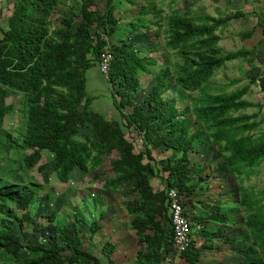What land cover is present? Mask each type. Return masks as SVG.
<instances>
[{"label": "trees", "instance_id": "obj_1", "mask_svg": "<svg viewBox=\"0 0 264 264\" xmlns=\"http://www.w3.org/2000/svg\"><path fill=\"white\" fill-rule=\"evenodd\" d=\"M66 1L4 0L5 6L0 3V17L9 10L6 27L0 29V153H7L0 157H6L11 167L14 163L8 153L17 157L19 168L27 173L28 179L33 177L27 172L31 167L39 171L47 167L60 182L66 183L74 168L86 174L104 163V154H113L112 176L102 186L111 190L128 186V193L136 197V202L126 207L132 215L130 223L137 244L130 264H176L173 257H177L179 264H203L200 256L204 251H214L216 238H221L224 244L236 245L244 254L236 264H264V189L246 188L238 181L237 206L207 204L187 210L185 205L194 192L209 186L202 164L191 163L189 159V152L199 144L213 143L226 170L237 180L240 174L251 173L264 162V132L256 133L263 120L257 119V114L243 112L252 105L243 98L250 84L264 93V71L230 92L209 90L210 79L226 62L264 61V49L255 45L226 54L221 51L217 30L243 15L242 12L214 17L171 8L164 18V43L175 59L153 74L156 82L145 98L135 103L140 89L139 74L152 73L157 58L141 55L125 36L143 26L149 29L145 16L152 13L153 6L142 5L135 17L121 26L115 17L116 0H105V17L90 9L95 0H81L75 2L72 14L62 19V26L51 28L52 11ZM153 15L156 21L163 19L159 11ZM256 16L264 32V11H258ZM75 21L78 23L73 29ZM94 23L116 40L111 45L113 60L107 79L117 84L112 95L121 115L117 123L90 107L94 96L86 91V71L98 64L94 58L107 44L97 29L90 32ZM154 33L159 36V29ZM174 86L185 92H200L194 101V119L186 107L178 108L175 98L162 97ZM10 96L21 98L18 139L2 129L4 117L12 108L7 103ZM127 105L133 107L123 113ZM80 127L88 128L82 137ZM134 139L139 143L137 152ZM154 149L158 154H153ZM24 150L29 152L21 153ZM44 153L48 159L40 163ZM191 171L195 177L190 175ZM151 176L160 178V186L152 183ZM34 185L31 181L21 188L11 184L8 169L0 165V264H120L115 257L114 242H105L98 255L90 242L74 232V223H84L91 237L100 229L98 222L106 207L98 195L92 196L97 217L91 221L77 209L59 218L56 212L46 215L54 224L51 237L58 244L24 242L13 224L26 223L39 232L44 227L30 209L37 200ZM171 189L177 191L183 213L193 229L191 243L183 252L172 247L168 211ZM11 204L15 205L14 210ZM237 209L242 212L243 227L239 234L227 236L216 225L231 226L234 221L229 214ZM204 223L216 225L203 226ZM21 252L26 255L22 257Z\"/></svg>", "mask_w": 264, "mask_h": 264}, {"label": "rangeland", "instance_id": "obj_2", "mask_svg": "<svg viewBox=\"0 0 264 264\" xmlns=\"http://www.w3.org/2000/svg\"><path fill=\"white\" fill-rule=\"evenodd\" d=\"M75 2H81V0H67L65 3H59L54 8L50 16L51 28L62 26V19L66 20L73 13V8L76 6ZM0 3L5 6L4 0H0ZM116 4L115 17L121 26L127 25L129 20L135 17L134 14L137 13L142 5L153 6L152 13L148 12L145 16V19L148 20L149 29L143 26L125 36L141 55L157 58L156 66L152 68V73L139 74L140 89L134 97L135 103L143 100L150 91L151 86L156 82L153 74L175 59L172 51L167 49L164 43L166 28L164 18L171 11V8L178 7L184 10H191L194 14L207 13L214 17L224 16L226 13L235 11L242 12L243 15L230 20L225 26L217 30L220 36L218 43L221 51L226 54L236 51L241 47L251 48L254 45L260 49H264V32H262L261 27L256 21L257 12L264 11V0H134V3L116 0ZM90 9L105 17L107 9L106 1L95 0ZM157 11L160 12V16L163 19L156 21L153 14H156ZM8 13L9 10L6 9V15L0 17V29L6 27ZM77 23L75 21L73 29L76 28ZM89 29L91 33L97 29L98 33L102 35L101 37L107 42L102 50L107 49L111 53L112 61L113 52L111 45L113 42L116 43V40L113 39L115 36L113 35V38H111L108 33L104 32L102 26H97L96 23L90 26ZM157 29L160 31L159 36H155L154 33ZM248 33H251V35L245 37ZM154 46L155 49L152 50ZM98 55H96L94 60H98ZM263 71L264 61L262 64H250L245 59L228 61L210 79L209 90L214 93L230 92L237 87L246 85L252 76H259ZM116 88L117 84L110 83L107 79V74H100L97 63L86 71V91L94 96L90 107L102 115L116 120L115 123L121 117L119 110L114 106L112 101V95L115 94ZM199 93V91L185 92L178 86H174L165 91L162 97L175 98L178 108L182 109L186 107L188 114L194 119L192 111L194 101L199 96ZM243 98L252 104L243 110V112L257 114V119H261L263 122L256 133L264 132V93L260 91L257 85L250 84L249 91ZM20 99V96H10L7 98V103L11 104L12 108L5 115L2 124V129L8 131L15 139L20 137ZM132 107L133 105L125 106L123 113L130 112ZM87 132V127L79 128L81 137ZM127 137L130 140L129 135ZM133 144L134 151L137 152V145L139 143L134 139ZM27 152L29 150L21 151L23 154H27ZM12 153L15 154V151L12 150ZM0 154L3 156L7 155L4 151ZM153 154H158V152L154 149ZM8 155H10L14 165L11 167L12 164L7 161L6 157H0V164L2 163L8 169L9 181L11 183L25 186L30 181L34 182L33 189L35 190L37 200L30 205V209L37 221L44 226L42 231L39 232L34 229L32 230L31 226L26 223L23 225H19L18 223L13 224L14 231L23 236L24 242L47 245L49 241H52L58 244V240L51 237L54 234V224L52 221L47 220L46 215L56 212V217L59 218L64 213L69 214L74 209H77L84 214L86 220L91 221L97 217L95 208L93 207L92 196L98 195L104 201L106 207L102 218L98 222L100 229L91 237L87 233L84 223H74V232L82 236L85 241L90 242L93 245L94 252L98 255L101 253V248L105 242H114L116 244L115 253L117 254H115V257L118 262L120 264L131 263L137 250V244H135V239H133L134 230L130 223L132 215L128 214L126 207L132 206L136 202V197L134 194L128 193V186H124L118 190H111L102 186L104 180L112 176L110 161L114 158L113 154H104V163L97 169L88 171L86 174H83L80 168H74L70 173V180L66 183L60 182L54 172L47 167H44L41 171L35 166L31 167L27 172L33 177L28 179L25 176L27 173L25 174L19 168L17 157L9 153ZM47 159L48 154L44 153L40 159V163H44ZM189 159L191 163L202 164L203 172L209 178V186L207 189L198 190L193 193L190 201L185 204L187 210L191 209V206H206L207 204H219L223 208L230 207L231 205L237 206L239 182L246 188H253L255 190L264 189V162L258 165L253 172L240 174L237 180L226 170L221 156L213 143L199 144L189 152ZM161 172L164 173L163 171ZM190 175L196 176L193 171H191ZM151 180L154 185L160 186V178L151 176ZM10 208L14 210L15 206L10 205ZM229 216L234 221L231 226L213 223H204L203 226L216 225V227L222 228L227 236L237 235L243 227L242 212L240 209H237L235 212L229 214ZM229 216L228 220H230ZM198 232L202 234L204 230H198ZM197 240L202 241L201 239ZM214 244V251L202 252L201 263L236 264L244 258V254L237 250L236 245L224 244L221 238H216ZM25 255L24 252H21L22 257ZM173 259L176 264H179L177 257H173Z\"/></svg>", "mask_w": 264, "mask_h": 264}, {"label": "built area", "instance_id": "obj_3", "mask_svg": "<svg viewBox=\"0 0 264 264\" xmlns=\"http://www.w3.org/2000/svg\"><path fill=\"white\" fill-rule=\"evenodd\" d=\"M111 53L104 49L98 55V68L103 74H107ZM169 203L168 211L171 218L173 241L172 247L177 252L185 251L191 243V225L187 216L183 213V207L181 206L178 193L175 189H171L168 192Z\"/></svg>", "mask_w": 264, "mask_h": 264}, {"label": "clouds", "instance_id": "obj_4", "mask_svg": "<svg viewBox=\"0 0 264 264\" xmlns=\"http://www.w3.org/2000/svg\"><path fill=\"white\" fill-rule=\"evenodd\" d=\"M2 156V155H1ZM0 165H2V163L0 164ZM11 183V182H10ZM11 184H13V185H16V184H14V183H11ZM20 186V188L21 187H23L22 185H19ZM11 205H13V206H15L14 204H11ZM191 227V226H190ZM191 235H192V228H191V233H190ZM191 238H193L192 236H191Z\"/></svg>", "mask_w": 264, "mask_h": 264}, {"label": "bare ground", "instance_id": "obj_5", "mask_svg": "<svg viewBox=\"0 0 264 264\" xmlns=\"http://www.w3.org/2000/svg\"><path fill=\"white\" fill-rule=\"evenodd\" d=\"M182 198V197H181ZM180 200V199H179ZM182 206V205H181ZM184 208V207H183ZM184 212V211H183Z\"/></svg>", "mask_w": 264, "mask_h": 264}, {"label": "crops", "instance_id": "obj_6", "mask_svg": "<svg viewBox=\"0 0 264 264\" xmlns=\"http://www.w3.org/2000/svg\"><path fill=\"white\" fill-rule=\"evenodd\" d=\"M201 257V256H200Z\"/></svg>", "mask_w": 264, "mask_h": 264}]
</instances>
